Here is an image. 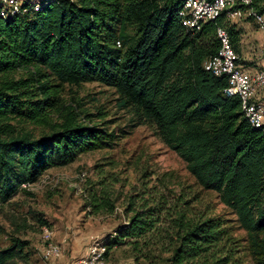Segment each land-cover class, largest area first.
Returning <instances> with one entry per match:
<instances>
[{"label":"trees","instance_id":"obj_1","mask_svg":"<svg viewBox=\"0 0 264 264\" xmlns=\"http://www.w3.org/2000/svg\"><path fill=\"white\" fill-rule=\"evenodd\" d=\"M181 6V0H23L19 13L0 15V209L48 169L112 146L113 133L72 114L49 123L63 85L99 82L156 127L204 189L219 193L264 264V133L249 122L240 97L225 93L228 77L204 68L219 50L217 27L228 28L237 51L238 32L225 15L189 29ZM252 6L264 13V0ZM22 70L25 76H9ZM18 120L50 130L35 136L19 129ZM224 230L217 218L196 222L185 209L174 216L159 200L134 210L108 248L126 243L146 257L152 243H168L172 264H196L218 246ZM27 246L13 237L0 248V264L26 260Z\"/></svg>","mask_w":264,"mask_h":264},{"label":"rangeland","instance_id":"obj_2","mask_svg":"<svg viewBox=\"0 0 264 264\" xmlns=\"http://www.w3.org/2000/svg\"><path fill=\"white\" fill-rule=\"evenodd\" d=\"M25 75L22 70L9 76ZM58 96L57 104L48 111L49 123L62 122L65 115L72 114L85 125L113 133V144L48 169L0 209L4 228L0 248L8 247L13 237L28 242L24 249L27 259L17 258V264H78L98 242L107 246V258L114 264H172V253L165 250L168 243L164 248L152 243L146 257H139L126 243L108 248L134 210L159 200L167 202L174 216L185 209L193 221L217 218L222 223L225 230L218 246L196 264H211L221 258H225L223 264H261L236 213L222 202L219 193L197 182L187 162L162 141L154 125L131 106L122 105L114 87L99 82L65 84ZM16 122L19 129L35 136L50 130L43 123ZM104 202L109 204L95 206ZM131 202L133 212L127 211ZM49 243L60 246L58 255H47Z\"/></svg>","mask_w":264,"mask_h":264},{"label":"built area","instance_id":"obj_3","mask_svg":"<svg viewBox=\"0 0 264 264\" xmlns=\"http://www.w3.org/2000/svg\"><path fill=\"white\" fill-rule=\"evenodd\" d=\"M179 15L183 25L198 31L209 21L225 15L228 21L252 17L264 31V14L255 9L253 0H181ZM23 0H0V15L7 17L22 10ZM36 9H38L36 7ZM219 50L204 62V68L217 76H227L229 80L225 93L237 95L241 99V108L249 122L261 128L264 133V102L255 100L258 89H264V69L256 73L248 71L240 61L239 52L233 46L229 30L226 26L217 27ZM47 237H49L48 229ZM60 246L49 243L47 255H58ZM107 246L95 243L89 255L78 264H114L107 258Z\"/></svg>","mask_w":264,"mask_h":264},{"label":"crops","instance_id":"obj_4","mask_svg":"<svg viewBox=\"0 0 264 264\" xmlns=\"http://www.w3.org/2000/svg\"><path fill=\"white\" fill-rule=\"evenodd\" d=\"M238 32V52L243 66L251 73L264 69V31L252 17L229 21ZM255 100L264 102V89H258Z\"/></svg>","mask_w":264,"mask_h":264}]
</instances>
